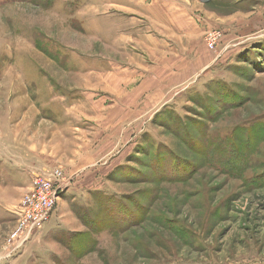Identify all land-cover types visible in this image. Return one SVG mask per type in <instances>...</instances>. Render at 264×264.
<instances>
[{
  "label": "rangeland",
  "instance_id": "1",
  "mask_svg": "<svg viewBox=\"0 0 264 264\" xmlns=\"http://www.w3.org/2000/svg\"><path fill=\"white\" fill-rule=\"evenodd\" d=\"M102 2L0 0V264H264V0H210L260 7L196 15L199 65L150 108L102 80ZM37 178L67 187L8 243Z\"/></svg>",
  "mask_w": 264,
  "mask_h": 264
},
{
  "label": "crops",
  "instance_id": "2",
  "mask_svg": "<svg viewBox=\"0 0 264 264\" xmlns=\"http://www.w3.org/2000/svg\"><path fill=\"white\" fill-rule=\"evenodd\" d=\"M209 1L103 0L102 37L104 57L109 60L102 68V80H110L109 83L116 85L128 82L122 72L134 74L136 84L130 91L133 93H127L126 98L134 94L135 103L147 108L162 99L160 92L179 90L185 81L183 75L189 76L191 67L199 65L196 44L205 25L222 26L226 23L233 33L239 25L250 24L251 15L260 7L247 12L236 5L230 13L223 14L208 7ZM217 1L211 0V3L215 5ZM196 15L205 19L204 26L195 21ZM259 24L264 27V20ZM250 27L248 31L251 32L260 28L253 24Z\"/></svg>",
  "mask_w": 264,
  "mask_h": 264
},
{
  "label": "built area",
  "instance_id": "3",
  "mask_svg": "<svg viewBox=\"0 0 264 264\" xmlns=\"http://www.w3.org/2000/svg\"><path fill=\"white\" fill-rule=\"evenodd\" d=\"M214 37L215 35H212L211 39ZM56 176H59V173ZM64 186L67 187V184L58 182L55 185L42 178L33 181L18 204V220L8 236V243L17 242L21 245L42 229L55 209Z\"/></svg>",
  "mask_w": 264,
  "mask_h": 264
}]
</instances>
